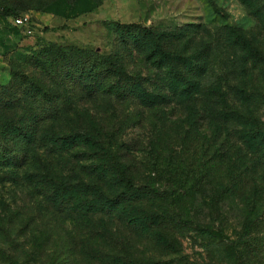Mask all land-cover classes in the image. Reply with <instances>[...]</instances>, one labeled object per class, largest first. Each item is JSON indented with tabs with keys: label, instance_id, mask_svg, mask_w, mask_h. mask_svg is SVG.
Returning <instances> with one entry per match:
<instances>
[{
	"label": "rangeland",
	"instance_id": "374dc122",
	"mask_svg": "<svg viewBox=\"0 0 264 264\" xmlns=\"http://www.w3.org/2000/svg\"><path fill=\"white\" fill-rule=\"evenodd\" d=\"M125 263L264 264V0H0V264Z\"/></svg>",
	"mask_w": 264,
	"mask_h": 264
},
{
	"label": "trees",
	"instance_id": "16d2710c",
	"mask_svg": "<svg viewBox=\"0 0 264 264\" xmlns=\"http://www.w3.org/2000/svg\"><path fill=\"white\" fill-rule=\"evenodd\" d=\"M95 6H96V4L91 6L90 8H87V9H81V10L79 9V10L75 11L72 15H66L65 14L64 16L67 17V18L68 17H73L76 14H78L79 11H86L88 9H93V8H95ZM161 41H162L161 35L156 36V40L153 43H151V44H153L152 45L153 46L152 50H156L158 47L163 45L162 42H166V41H162V42ZM181 61H182L181 52L175 54V56L173 58V62H174V64H176V67L178 69V73L180 74V76L184 78L185 77V72H184V70L182 72V67L179 65ZM192 86L196 87L197 84L188 82L187 84H185V89H192ZM20 122H22V121H20ZM8 128H9V126L6 128V130ZM23 134H24V139H26V141H25L26 146H27V144L29 142L30 143H37V142L40 143V140H39L40 136H39V138L37 137L36 130L34 128L29 127L26 130V132H24ZM41 139H43V138L41 137ZM49 141H50V143L52 145V147L50 148L49 151L52 152V153L65 152L67 150H70L74 146H76L75 145L76 144V142H75V133L56 132V133L50 135ZM24 146L25 145H23V147ZM53 146L55 148H53ZM26 150L21 149L23 159H25L27 154H28V152Z\"/></svg>",
	"mask_w": 264,
	"mask_h": 264
},
{
	"label": "built area",
	"instance_id": "2783aa9c",
	"mask_svg": "<svg viewBox=\"0 0 264 264\" xmlns=\"http://www.w3.org/2000/svg\"><path fill=\"white\" fill-rule=\"evenodd\" d=\"M16 20H17V21H19L20 19H19V18H17Z\"/></svg>",
	"mask_w": 264,
	"mask_h": 264
}]
</instances>
